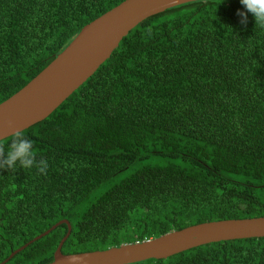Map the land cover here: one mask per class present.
Masks as SVG:
<instances>
[{
    "label": "trees",
    "instance_id": "16d2710c",
    "mask_svg": "<svg viewBox=\"0 0 264 264\" xmlns=\"http://www.w3.org/2000/svg\"><path fill=\"white\" fill-rule=\"evenodd\" d=\"M124 1L0 0V104ZM242 10L198 0L145 19L20 132L49 167L0 170V263L62 220V251L75 254L264 217V29L251 15L242 25ZM67 233L63 223L6 264H49ZM131 264H264V237Z\"/></svg>",
    "mask_w": 264,
    "mask_h": 264
},
{
    "label": "water",
    "instance_id": "95a60500",
    "mask_svg": "<svg viewBox=\"0 0 264 264\" xmlns=\"http://www.w3.org/2000/svg\"><path fill=\"white\" fill-rule=\"evenodd\" d=\"M198 0H125L87 24L70 45L24 88L0 104V140L49 117L83 85L118 48L121 41L145 19L167 9ZM66 223L68 233L49 264H131L152 258H168L201 245L242 238L264 237V217L228 219L192 225L158 238L127 243L107 250L63 253L72 232L62 220L13 251L8 263L33 242Z\"/></svg>",
    "mask_w": 264,
    "mask_h": 264
},
{
    "label": "clouds",
    "instance_id": "9594fccd",
    "mask_svg": "<svg viewBox=\"0 0 264 264\" xmlns=\"http://www.w3.org/2000/svg\"><path fill=\"white\" fill-rule=\"evenodd\" d=\"M243 7L238 11L240 23L247 25L249 15L255 21V28L264 29V0H240ZM49 164L45 159H37L33 141L20 132H17L6 151H0V170L15 171L17 169L31 170L46 174Z\"/></svg>",
    "mask_w": 264,
    "mask_h": 264
}]
</instances>
